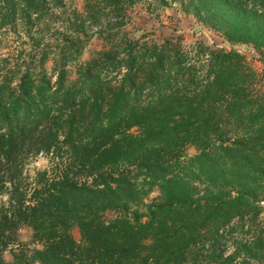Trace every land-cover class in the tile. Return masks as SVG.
Segmentation results:
<instances>
[{"label":"trees","instance_id":"16d2710c","mask_svg":"<svg viewBox=\"0 0 264 264\" xmlns=\"http://www.w3.org/2000/svg\"><path fill=\"white\" fill-rule=\"evenodd\" d=\"M139 1L0 0V264H264V0H144L252 47L261 71L122 35Z\"/></svg>","mask_w":264,"mask_h":264},{"label":"rangeland","instance_id":"374dc122","mask_svg":"<svg viewBox=\"0 0 264 264\" xmlns=\"http://www.w3.org/2000/svg\"><path fill=\"white\" fill-rule=\"evenodd\" d=\"M73 3L79 11L82 10L83 0H73ZM109 18L113 19L112 17H103L97 25L92 27L90 31L91 38L86 43L81 56L83 61H87L93 52L103 48L105 41L102 38L107 36L106 33L101 35L99 31L103 29L102 27L105 26ZM121 20L124 25L120 28L119 32L124 36L126 35L137 38L141 34L146 33L149 37H153L157 41L165 38L176 39L184 46L201 41L216 48H235L244 53L248 57L250 63L258 71H261L263 67L262 63L256 58L257 54L251 49L252 47L243 44L232 45L222 36L197 23L192 16L181 12L176 5L158 8H154V5H152L151 9L148 10L147 2L141 0L129 7L126 10L125 17ZM0 52L4 53L6 50H0ZM186 151L190 155L195 153L193 147H188ZM48 166V158L44 154H39L27 160L24 170L32 175L37 170H42ZM154 195H156V192H153L150 196L152 197ZM2 198L6 199L5 196ZM113 216L114 212L112 210L107 211L105 214L106 219ZM71 233L77 240L79 239L77 228H73ZM17 235L18 239L21 241L30 242L31 240V230L28 227H21L18 230ZM31 246H34V244H31ZM3 255L6 260L11 259L9 250L5 251Z\"/></svg>","mask_w":264,"mask_h":264}]
</instances>
